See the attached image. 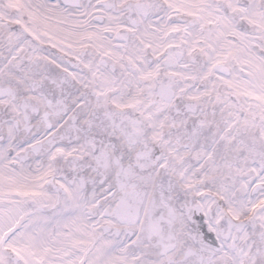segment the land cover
<instances>
[{
  "label": "snow or ice",
  "instance_id": "obj_1",
  "mask_svg": "<svg viewBox=\"0 0 264 264\" xmlns=\"http://www.w3.org/2000/svg\"><path fill=\"white\" fill-rule=\"evenodd\" d=\"M0 264H264V0H0Z\"/></svg>",
  "mask_w": 264,
  "mask_h": 264
}]
</instances>
